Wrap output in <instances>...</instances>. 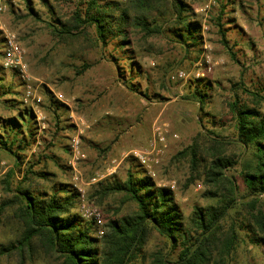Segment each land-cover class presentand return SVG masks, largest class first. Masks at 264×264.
I'll use <instances>...</instances> for the list:
<instances>
[{"label": "rangeland", "instance_id": "374dc122", "mask_svg": "<svg viewBox=\"0 0 264 264\" xmlns=\"http://www.w3.org/2000/svg\"><path fill=\"white\" fill-rule=\"evenodd\" d=\"M89 1L0 0V137L9 142L13 135L4 133L10 129L7 121L18 119L21 126L14 138L24 143L12 148L22 158L18 167L8 151L0 150V252L16 245L21 233L14 208L5 204L11 196L3 182L14 187L30 167L51 175L49 180L33 178L39 190H56L62 197L66 188L77 193L73 212L84 225L91 224L97 238V226L79 212L80 193L87 205L100 211L105 232L109 220L131 215L137 207L124 193L101 198L94 193L107 184L123 183L129 173L149 177L157 187L173 192L184 225H189L194 208L219 200L208 194L212 189L204 181V168L218 156L234 161L223 173L235 189L231 195L226 189L220 194L235 200L220 224L235 237L223 264H264V244L255 241L260 235L248 206L255 197L242 177L249 149L238 141L231 109L233 102L248 107L259 103L264 114V101L258 100L264 97V0L153 2L146 22L154 30L148 33L132 24L117 33L121 12L127 11L131 19L138 13L131 0H94L90 14L103 12L111 23L112 31L103 40L94 26L74 28L77 15L85 19ZM178 1L188 11L183 19L199 31L193 43L179 42L175 36ZM62 24L72 29L68 35L56 30ZM219 26L235 59L221 44ZM8 35H14L23 50L21 66L4 65ZM156 128L166 131V148L159 164L147 168L138 156L147 152ZM74 138L84 155L75 169L69 147ZM258 199L257 208L262 209L263 196ZM180 247L172 249L151 229L141 256L131 264H149L155 251L175 260ZM0 264L62 260L36 247L22 254L1 253Z\"/></svg>", "mask_w": 264, "mask_h": 264}, {"label": "trees", "instance_id": "16d2710c", "mask_svg": "<svg viewBox=\"0 0 264 264\" xmlns=\"http://www.w3.org/2000/svg\"><path fill=\"white\" fill-rule=\"evenodd\" d=\"M162 1L164 0H131V6L134 5L138 13L131 19L127 11L121 12L117 33H122V28L129 24L144 33L152 32L154 29L146 22L150 11L148 8H151L153 2ZM88 3L85 19L77 15L74 18V28H80L82 25L94 26L97 37L103 40L107 33L112 31L111 23L103 12H98L96 16L90 14L89 11L95 2L90 0ZM174 7L175 24L178 26L176 38L185 44L195 42L199 32L196 24L183 19L182 16L189 15L181 2L178 1ZM56 30L68 35L72 29L62 24L60 29ZM218 32L222 46L229 52V56L235 59L220 26ZM122 42H125L124 37ZM195 95L199 97L198 103L202 105L203 99H200V95ZM257 96L258 92L252 95L255 99ZM258 100L264 101V97H259ZM253 105L255 106H239L237 102H233L231 109L238 141L245 149H249L242 177L249 195L255 197L248 204L252 226L260 235L256 236L255 241L264 244V204L262 209L257 208L260 196H263L264 202V114L259 110V103ZM21 120H26L25 116H21ZM19 122L18 119L7 121L10 129L4 133L11 132L13 135L9 142L2 141L0 137V150L8 151L12 155L16 167L22 163L19 153L12 152L15 143L19 142L14 138L18 136L15 133L21 126ZM19 143H23L22 140ZM20 148L18 147V150ZM194 162L193 153L191 163ZM233 165L234 161L231 159L212 157L204 168V181L212 189L208 194L219 200L215 205L194 208L189 225H184L179 208L174 202L173 192L168 188L157 187L149 177H135L129 173L123 183L102 186L93 196L101 198L124 193L125 200L135 203L137 209L131 215L109 220L105 224L101 239L93 237L91 224L84 225L73 212L76 209L77 193L66 188L65 196L62 197L56 190H39L33 178L49 180L51 175L32 171L30 167L22 173L14 187L7 181L3 182L6 193L11 196L5 204L14 208V217L20 223L21 233L16 245L2 248L0 254L12 250L22 254L25 250L31 252L38 247L57 254L62 264H131L141 256L153 229L167 240L172 249L178 248L179 245L181 247L175 260L168 259L162 251L151 253L149 264H223L225 256L234 246L235 237L233 233L227 235L220 224L235 200L231 196L220 194L221 189L230 191V195L231 190L235 189V185H232L231 180L223 173L224 169ZM191 234L194 237H191Z\"/></svg>", "mask_w": 264, "mask_h": 264}, {"label": "built area", "instance_id": "2783aa9c", "mask_svg": "<svg viewBox=\"0 0 264 264\" xmlns=\"http://www.w3.org/2000/svg\"><path fill=\"white\" fill-rule=\"evenodd\" d=\"M3 11V8L0 6V12ZM3 59H4V65L6 67L12 68V67H18L22 65V59H23V50L20 46V44L16 41L14 35H8L5 38V41L3 43ZM208 63V61H206ZM210 70V68H208ZM180 77H184V73L179 74ZM32 96L30 89L26 91V98H30ZM37 101H39V98H37ZM166 131L163 130V132L160 131V128H156L154 131V136L152 140L149 142L148 150L145 153H142V155H139L138 158L140 159V162L143 166L150 168L153 165H158L160 156L163 154L164 149L166 148ZM172 138H177L176 134L172 135ZM70 153L72 155L70 165L74 168L75 162L80 159L84 158V155L80 151V142L78 138H74L70 142ZM76 172V171H75ZM76 175L74 176V180H76ZM79 212L82 216V218L85 221H90L94 225L97 226L98 230L96 233L97 238H101L104 235V223L101 216L100 211L95 208L94 206H89L84 201L83 194L80 193L79 198Z\"/></svg>", "mask_w": 264, "mask_h": 264}]
</instances>
